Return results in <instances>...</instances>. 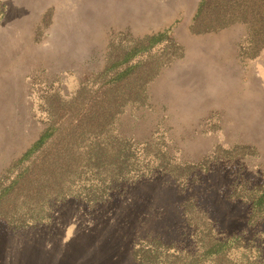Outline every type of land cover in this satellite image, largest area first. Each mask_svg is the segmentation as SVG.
<instances>
[{
	"label": "rangeland",
	"instance_id": "obj_1",
	"mask_svg": "<svg viewBox=\"0 0 264 264\" xmlns=\"http://www.w3.org/2000/svg\"><path fill=\"white\" fill-rule=\"evenodd\" d=\"M199 1L0 0V175L44 128L51 97L74 91L109 51L117 56L156 30L174 33ZM246 37L247 30L240 47ZM203 39L189 43L192 58L204 55ZM176 52L173 46L163 58ZM249 52L241 47L240 79L210 72L193 83L192 66L187 76L152 79L147 103L126 106L118 131L156 142L150 149L159 151L160 167L117 182L106 200L58 202L40 224L0 220V264H138L134 250L156 241L191 253L210 237L243 233L245 244L260 242L264 209L251 223L249 196L264 185V48L256 65Z\"/></svg>",
	"mask_w": 264,
	"mask_h": 264
},
{
	"label": "trees",
	"instance_id": "obj_2",
	"mask_svg": "<svg viewBox=\"0 0 264 264\" xmlns=\"http://www.w3.org/2000/svg\"><path fill=\"white\" fill-rule=\"evenodd\" d=\"M222 1L200 0L191 30L202 33L243 23L245 44L253 51L248 54L256 57L264 48V0ZM169 30L132 40L117 56L109 51L104 66L74 91L49 99L44 128L0 175L1 221L15 228L40 224L58 202L106 200L117 182L134 181L160 167V161L155 165L161 159L159 151L150 149L158 148L156 142L140 143L120 135L118 121L126 106L147 103V84L167 63L163 54L173 46L179 52ZM133 73L136 81L125 84ZM54 145L60 146L55 152ZM199 165L207 167L205 162ZM249 202L254 223L264 209V185L250 193ZM200 243L191 253L156 241L150 249L136 248L134 256L138 264H264V235L255 245L245 244L243 233Z\"/></svg>",
	"mask_w": 264,
	"mask_h": 264
},
{
	"label": "crops",
	"instance_id": "obj_3",
	"mask_svg": "<svg viewBox=\"0 0 264 264\" xmlns=\"http://www.w3.org/2000/svg\"><path fill=\"white\" fill-rule=\"evenodd\" d=\"M192 19L191 17L182 19L178 23V27L174 28L175 32L170 33V36L175 39V44L180 47L179 52L174 58L159 68L152 82L159 84L162 76L167 74V72L169 74L179 73L187 76L190 73L189 66H192L191 72L194 73L193 83L197 80L209 79L207 75L210 72L220 74L221 76L227 74L226 79L228 81H231V76H236V78L240 79V74L244 67V63L241 61L243 57L241 55L240 44L245 35V24L233 23L215 31L197 33L191 30ZM159 31H162V29L156 30L153 33ZM201 38L207 40L205 41L207 44H205L206 49L198 47V50L204 49L205 53L204 55L199 54V56H194V59L190 56L188 45L192 41L200 42ZM187 41L188 43H186ZM246 60L250 61V58H245ZM253 63V65H256L255 57ZM186 80H188L187 77Z\"/></svg>",
	"mask_w": 264,
	"mask_h": 264
}]
</instances>
